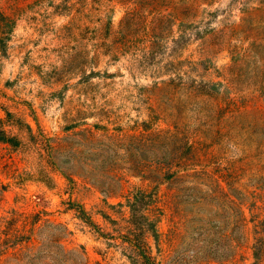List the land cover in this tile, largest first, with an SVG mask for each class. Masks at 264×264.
Here are the masks:
<instances>
[{"label":"rangeland","instance_id":"obj_1","mask_svg":"<svg viewBox=\"0 0 264 264\" xmlns=\"http://www.w3.org/2000/svg\"><path fill=\"white\" fill-rule=\"evenodd\" d=\"M4 137L0 264H264V0H0Z\"/></svg>","mask_w":264,"mask_h":264},{"label":"trees","instance_id":"obj_2","mask_svg":"<svg viewBox=\"0 0 264 264\" xmlns=\"http://www.w3.org/2000/svg\"><path fill=\"white\" fill-rule=\"evenodd\" d=\"M0 141L13 144L14 138L4 137ZM150 199L144 192L138 191L131 199H129L127 207L129 217L126 220V231L122 233L121 241L125 244V252L127 257L133 261L138 259L144 263H150L151 257L148 252L149 246L146 238L151 235L154 239L158 237L156 222L151 219L148 213ZM82 216H85L83 208L77 210ZM85 221L91 227H96L93 221L86 217Z\"/></svg>","mask_w":264,"mask_h":264}]
</instances>
